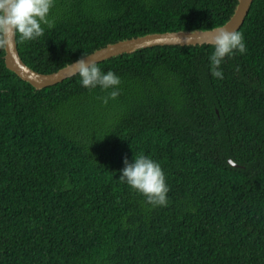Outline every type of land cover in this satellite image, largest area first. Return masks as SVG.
<instances>
[{"label": "trees", "instance_id": "16d2710c", "mask_svg": "<svg viewBox=\"0 0 264 264\" xmlns=\"http://www.w3.org/2000/svg\"><path fill=\"white\" fill-rule=\"evenodd\" d=\"M237 0H55L21 42L51 74L119 41L211 30ZM247 52L210 74L212 45L157 46L97 63L120 95L75 75L35 90L0 49V264H264V0L238 30ZM143 153L170 191L151 206L119 181ZM238 167H232L228 160Z\"/></svg>", "mask_w": 264, "mask_h": 264}, {"label": "clouds", "instance_id": "9594fccd", "mask_svg": "<svg viewBox=\"0 0 264 264\" xmlns=\"http://www.w3.org/2000/svg\"><path fill=\"white\" fill-rule=\"evenodd\" d=\"M54 5L55 0H0V49L10 46L7 38L10 34L18 35L21 42H28L43 36L44 26L53 28L54 21L49 19V13ZM212 46L213 51L209 56L210 74L218 79H223L221 64L225 57L247 52L243 34L223 28L215 30ZM87 58L81 57L72 64L79 76L80 86L108 92L107 96L100 98L103 104L115 100L120 95L121 78L111 70L103 72L95 63H87ZM123 164L119 181L141 195L147 204L154 207L167 206L170 189L158 162L141 153L132 158L131 163L125 159Z\"/></svg>", "mask_w": 264, "mask_h": 264}, {"label": "water", "instance_id": "95a60500", "mask_svg": "<svg viewBox=\"0 0 264 264\" xmlns=\"http://www.w3.org/2000/svg\"><path fill=\"white\" fill-rule=\"evenodd\" d=\"M252 2L253 0H237L234 12L229 20L222 26L211 30L154 33L119 41L114 44H109L85 56L88 57L86 62L97 64L123 54H131L139 50L157 46L212 45V36L217 28H223L229 32L238 31L240 29ZM7 38L10 41V46L4 49L5 53L3 57L6 69L15 74L20 80L31 85L35 90L55 86L77 75L72 67V64L76 61L51 74H40L33 71L24 64L19 56L16 35L10 34ZM228 163L232 167H238L230 159L228 160Z\"/></svg>", "mask_w": 264, "mask_h": 264}]
</instances>
